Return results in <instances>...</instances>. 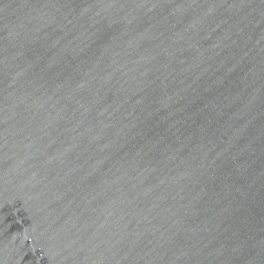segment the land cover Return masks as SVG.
Wrapping results in <instances>:
<instances>
[{"label":"water","instance_id":"95a60500","mask_svg":"<svg viewBox=\"0 0 264 264\" xmlns=\"http://www.w3.org/2000/svg\"><path fill=\"white\" fill-rule=\"evenodd\" d=\"M0 264H264V0H0Z\"/></svg>","mask_w":264,"mask_h":264}]
</instances>
